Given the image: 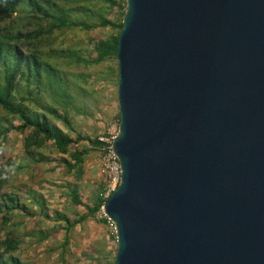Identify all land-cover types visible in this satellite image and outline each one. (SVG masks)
I'll return each mask as SVG.
<instances>
[{
    "label": "water",
    "instance_id": "95a60500",
    "mask_svg": "<svg viewBox=\"0 0 264 264\" xmlns=\"http://www.w3.org/2000/svg\"><path fill=\"white\" fill-rule=\"evenodd\" d=\"M114 264H264V0H126Z\"/></svg>",
    "mask_w": 264,
    "mask_h": 264
},
{
    "label": "rangeland",
    "instance_id": "374dc122",
    "mask_svg": "<svg viewBox=\"0 0 264 264\" xmlns=\"http://www.w3.org/2000/svg\"><path fill=\"white\" fill-rule=\"evenodd\" d=\"M68 4L74 9V19L91 23L97 22L99 14L110 20H116L120 15L119 8L102 3L73 0ZM82 6L89 9L93 16L85 14V11L79 12ZM1 9L0 6V23L6 24L7 12ZM116 32L117 29L111 26H96L91 30L66 29L55 33L41 50L51 55L50 50L54 48H73L88 56L86 48H91L92 42ZM49 60L74 84L72 101L81 109L68 110L73 130H68L62 121H56V124L72 136L80 133L110 141L119 125L117 59L93 65H77L65 57L52 56ZM0 116H4L7 124L19 122L16 115L1 109ZM23 136L17 130H11L0 139V173H3L4 179L0 193L16 197L26 207V211H0V240L9 237L19 241L17 248L2 254L0 259L4 263L0 261V264H14L10 256L17 258L21 264H114L116 234L108 221L101 220L107 219L102 207L94 218L88 217L70 229H66L63 220L56 218L61 214L72 221L86 212L83 206L72 202L70 191L73 186H76L79 198L85 204L92 205L102 187L105 198L106 175L101 171L103 147L90 149L85 156L83 174L77 178L61 163L59 159L62 155L56 153L50 144L39 149L47 157L46 161H29L24 153ZM3 216L8 217L5 224L2 223Z\"/></svg>",
    "mask_w": 264,
    "mask_h": 264
},
{
    "label": "trees",
    "instance_id": "16d2710c",
    "mask_svg": "<svg viewBox=\"0 0 264 264\" xmlns=\"http://www.w3.org/2000/svg\"><path fill=\"white\" fill-rule=\"evenodd\" d=\"M73 0H0L1 10L7 12V23H0V109L3 112L16 115L18 124H7L4 116H0V139L11 130L23 134V148L26 158L32 162H43L47 157L39 151L50 144L53 150L62 155L61 163L68 171L74 172L78 178L83 174L85 156L90 149H101L108 143L98 137L75 133L70 126L68 110L81 111L72 101L71 90L74 86L69 82L60 68L49 60V57H65L77 65H93L116 58L119 30L126 10V0H75L82 3H102L106 6H116L120 15L116 20H110L99 14L95 23L84 19H74V10L68 3ZM82 10L90 16L93 13L86 7ZM96 26L102 28L111 26L117 32L106 38L92 42L91 48H86V56L77 49L54 48L51 55L42 52L41 47L55 33L66 29L79 28L91 30ZM33 106L35 108H33ZM62 121L68 130H63L56 124ZM86 141L87 144H82ZM88 145L90 148H88ZM3 173H0V190L3 186ZM99 188L92 205L83 203L76 186L70 191L74 204L81 205L86 212L70 221L67 216L58 214L57 219L66 223V229L83 222L86 218H94L104 201L109 198L102 196ZM2 202L0 211H26L24 204L5 193H0ZM2 210V211H3ZM103 222L107 219L102 218ZM8 222V217H2V223ZM19 241L5 237L0 240V258L3 253H10L17 248ZM14 264H21L17 258L10 256ZM0 261L4 263V260Z\"/></svg>",
    "mask_w": 264,
    "mask_h": 264
},
{
    "label": "built area",
    "instance_id": "2783aa9c",
    "mask_svg": "<svg viewBox=\"0 0 264 264\" xmlns=\"http://www.w3.org/2000/svg\"><path fill=\"white\" fill-rule=\"evenodd\" d=\"M114 136L111 138L110 141L103 147V156H102V169L101 171L106 175V183H105V190L106 195L105 198L109 197L111 193L117 188L120 182V175H121V168L119 159L113 151L112 148V140ZM105 216V214H104ZM106 217V216H105ZM107 218V217H106ZM108 223L112 226L115 230L114 223L107 218Z\"/></svg>",
    "mask_w": 264,
    "mask_h": 264
}]
</instances>
